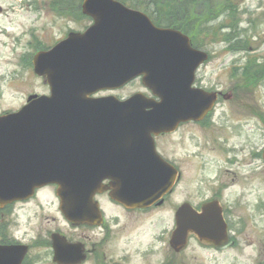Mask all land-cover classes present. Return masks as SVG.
<instances>
[{"label":"water","instance_id":"1","mask_svg":"<svg viewBox=\"0 0 264 264\" xmlns=\"http://www.w3.org/2000/svg\"><path fill=\"white\" fill-rule=\"evenodd\" d=\"M82 8L94 24L33 59L50 95L31 96L18 112L0 116V209L55 185L63 214L84 220L99 213L93 199L106 191V179L117 201L150 205L168 192L175 174L154 137L190 119L185 114L194 106L203 105L197 109L204 114L216 102V94L192 88L208 55L180 31L156 27L116 0H85ZM138 77L153 98L93 97ZM177 218L176 245L188 231L208 241L224 237L215 206L199 215L184 206ZM18 248L0 245V264H20Z\"/></svg>","mask_w":264,"mask_h":264},{"label":"flooded vegetation","instance_id":"2","mask_svg":"<svg viewBox=\"0 0 264 264\" xmlns=\"http://www.w3.org/2000/svg\"><path fill=\"white\" fill-rule=\"evenodd\" d=\"M49 10L52 11L51 14L58 16L64 12L74 22L78 19L77 7H49ZM2 12L0 7V14ZM84 20L86 25L82 31L93 23L90 18ZM67 35L68 33L63 35L57 42ZM192 45L202 50L196 44ZM209 60L198 68L192 87L216 94V103L204 114L197 109L199 107L201 110L203 105L194 106L192 112L185 114L190 119L178 123L171 132L155 137L158 153L175 173L167 193L144 207L127 206L113 198L112 182L106 179V191L96 193L93 199L98 205L99 213L93 212L86 215L84 220L71 221L61 210L58 187L47 186L36 191L33 198L16 202L0 211V244L21 246L17 249L20 264H191L192 260H199L198 257L191 258L192 245L203 252H209L214 260H217L216 255L221 256L228 250L237 249V230L232 219L235 206L225 199L227 191L237 181L246 182L256 172L264 174V104L255 101L254 84L245 85L244 78L225 90L208 86L201 71ZM248 65L251 63L245 66L246 72L252 69ZM257 67L262 68L258 70V74L264 78V63ZM236 71L233 70V77H237ZM102 93L98 97L113 95L108 94V91L106 95ZM138 93L152 96L145 90L123 98L116 97L126 100ZM246 100L249 102H245ZM192 128L197 129L198 141L202 147L198 146V153L194 157L188 153V157H183L182 160L166 156L162 142L169 141V146L165 145L166 152L174 154L173 149H169L173 147L172 142L186 144L191 139ZM192 138L196 139V130ZM204 144L210 145L215 153H219L217 156L220 163L216 165V175L211 179L213 184L204 189L203 182H200L197 197H191V159H199V173L202 170L204 173L210 172L212 168L207 166L209 160L206 156L209 154L202 151ZM246 192L252 193L249 189ZM46 193L53 196L51 205L55 211L49 212L47 207L50 204L47 206L43 198ZM244 197L245 192H241L242 200ZM184 206L197 215L203 214L206 207L215 206L217 217H221L224 224V237L221 234L219 239L208 241L188 231L182 244L176 245L177 214ZM23 212L28 216V232L20 234L18 219ZM183 219L189 220L190 212L185 213ZM258 264H264V260L260 258Z\"/></svg>","mask_w":264,"mask_h":264},{"label":"rangeland","instance_id":"3","mask_svg":"<svg viewBox=\"0 0 264 264\" xmlns=\"http://www.w3.org/2000/svg\"><path fill=\"white\" fill-rule=\"evenodd\" d=\"M197 1L201 9L199 13L196 12V18L199 19L192 22L194 30L196 28L198 30L197 34L194 32L196 36L193 42L210 55L209 63L201 71L205 83L225 90L235 85L240 78H244L245 85L254 84L255 101L264 104V78L258 74V70L262 68L257 67L264 63V0H227L232 5L231 16L226 10L212 14L208 10L206 0ZM52 2L54 0H0V7L3 10L0 14V114L16 112L26 104L30 95L49 93L48 86L33 72L31 64L33 55L39 49L51 47L70 31H82L86 25L85 18L82 20L80 16V11L76 15L78 19L75 22L65 15L51 14L49 6ZM128 2L135 4V9L142 10L140 5L146 1L128 0ZM158 9L168 10L165 7ZM188 9L192 11V7ZM146 11L148 13L151 10L146 8ZM227 35L228 38L225 37ZM249 62L254 67L248 65L252 69L246 72L245 66ZM233 70H237V77L236 75L233 77ZM137 91H145L140 81H134L108 94L123 98ZM102 95H106V92ZM195 130L196 139L193 140L192 134ZM162 144L166 156H173L179 160L188 157V153L194 157L198 153V146L202 148L196 128L191 129V139L186 144L172 142L173 147L169 149L170 151L173 149L174 154L166 152L169 141L166 143L165 140ZM203 149L202 151L209 154L206 156L209 160L207 166L212 168L210 172L204 173L202 170L199 173L197 170L199 159H191V197H197L200 182H203L204 189L213 184L211 179L215 177L216 165L220 163L219 153H215L210 145L204 144ZM248 189L252 193L246 192ZM241 192H245L244 200L241 198ZM43 198L47 206L50 204L47 207L49 212L55 211L51 205L53 196L46 193ZM225 200L233 202L235 207L237 203L239 204L233 208L232 216L237 230L236 234L233 231L238 241L237 249L228 250L221 256L216 255L217 260H214L209 252H203L192 245L191 258L198 257L200 261L192 260L191 264H200V262L201 264H258L260 258L264 260V174L256 172L246 182L237 181L227 191ZM259 202L262 203L258 204ZM27 222V213H21L18 219L20 234L28 232Z\"/></svg>","mask_w":264,"mask_h":264},{"label":"trees","instance_id":"4","mask_svg":"<svg viewBox=\"0 0 264 264\" xmlns=\"http://www.w3.org/2000/svg\"><path fill=\"white\" fill-rule=\"evenodd\" d=\"M122 3L133 7L135 4L129 3L128 0H119ZM143 4H141L142 10L146 11V8L151 11L148 12L150 17L154 20V22L160 27L166 28H175L182 31L184 34L189 35L194 41V37L196 36L198 30H194V25L192 22L197 21L199 18H196V12H200V5L197 0H145ZM206 5L210 13L213 12L218 13L219 10H226L229 16L232 5L229 4L227 0H206ZM221 1V3H217ZM82 0H56L53 2V6H80ZM226 3V4H225ZM225 4V5H224ZM167 8L168 10L158 9V8ZM188 7H192V11L190 12ZM188 9V10H187ZM147 12V11H146ZM214 16V15H213ZM213 18V17H212ZM196 19V20H195ZM193 26V27H192ZM234 26V22H233ZM196 32V34H194ZM193 33V34H192ZM226 38L229 35L225 36ZM0 234H1V223H0Z\"/></svg>","mask_w":264,"mask_h":264}]
</instances>
